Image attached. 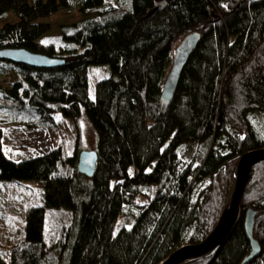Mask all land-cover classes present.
Here are the masks:
<instances>
[{
  "label": "trees",
  "instance_id": "trees-1",
  "mask_svg": "<svg viewBox=\"0 0 264 264\" xmlns=\"http://www.w3.org/2000/svg\"><path fill=\"white\" fill-rule=\"evenodd\" d=\"M158 1L0 0V21L11 12L18 17L0 27V49L25 47L66 60L54 68L0 60V75L17 76L10 88L0 86V120L55 129L59 114L85 115L99 154L93 177L78 170L80 139L72 155L59 145L15 160L5 153L0 127V179L44 184V202L27 211L19 241L13 229L22 218L0 195V264H159L190 231V242L198 243L213 230L234 188L238 158L264 147L249 119L264 112V0H166L152 14ZM65 9L86 17L45 36L50 24L39 20ZM211 13L221 21L205 32L165 105L172 40ZM102 63L111 76L91 96L88 67ZM210 140L201 166L181 156L182 148ZM204 178L209 183L195 196L194 181ZM249 209L257 211L254 237L262 250L247 264H264V162L252 169L242 217L222 246L186 264H242L251 252ZM121 217L132 222L116 229Z\"/></svg>",
  "mask_w": 264,
  "mask_h": 264
},
{
  "label": "rangeland",
  "instance_id": "rangeland-1",
  "mask_svg": "<svg viewBox=\"0 0 264 264\" xmlns=\"http://www.w3.org/2000/svg\"><path fill=\"white\" fill-rule=\"evenodd\" d=\"M105 5L106 6L116 5V2L115 0H106ZM85 17L86 16L79 10L70 11L65 9L49 17L41 18L39 21L50 24V30L45 34V36H56L61 34L60 27L62 25L74 24ZM218 20H219V16L212 14L205 23L198 25L195 28V30L204 31L206 28L216 23ZM16 21H18V17L13 12H11L7 18L0 21V27L6 23H14ZM182 38L183 37H178L172 40L171 46L173 52H175L176 48L180 45ZM142 47L144 49H149L150 44H146ZM173 60H174V53H173L172 63ZM88 73H89V93L91 96H94L97 82L100 79L111 76V67L109 64H105V63L93 64L89 67ZM16 80H17V76L14 75L13 73H9L8 75L5 76L0 75V86L10 88ZM139 98H138V105L141 107V101L139 100ZM249 119L251 126L255 131L256 135L259 138H261V140L264 142V112L262 111L251 112L249 114ZM58 122H59V127L55 129H51L45 127H26L12 122H7L5 120H0V127L4 130L6 155L15 160H22L25 158L39 155L40 153L46 152L59 145H63L66 148L67 152L70 155H72L74 154L78 139H80L81 149L83 150L97 149V145H98L97 131L85 115L78 118L77 120H74L71 118L63 117L62 115L59 114ZM212 142L213 140L208 141L207 143L200 145L198 149H196L195 144L186 146L182 148L181 156L188 161H191L195 157L196 164L198 166H201L203 164L207 152L210 150ZM234 176H235V169H234ZM208 183H209L208 178H204L202 181L195 180L193 184L195 196H198L200 191L203 188H205ZM0 190H1L0 195L2 197H5L7 203L8 204L12 203L15 206L14 208H11V211H13L17 217L22 218L20 223H16L13 229L15 233L13 241H19L22 238V235L25 231L27 211L29 210L30 207L42 205L44 202L43 200L44 184L41 180L38 179L23 180L20 182L6 181L0 179ZM241 217H242V211H241L240 219ZM131 222L132 219H125V217H121L116 226V229H119L122 225L129 226ZM191 234L192 231L187 233L182 244L191 243L190 242ZM163 260H165V258ZM161 263L162 261L159 264Z\"/></svg>",
  "mask_w": 264,
  "mask_h": 264
},
{
  "label": "water",
  "instance_id": "water-1",
  "mask_svg": "<svg viewBox=\"0 0 264 264\" xmlns=\"http://www.w3.org/2000/svg\"><path fill=\"white\" fill-rule=\"evenodd\" d=\"M166 0H160L152 10V14L162 9ZM203 33L194 31L182 39L174 52V60L164 81L162 100L170 104L177 92L183 72L190 57L199 45ZM0 59L27 64L38 68H52L64 63V60L46 54L31 52L24 48H4L0 50ZM99 154L97 150H83L79 154L78 170L80 173L93 177L96 171ZM264 162V148H257L242 154L235 166V187L230 195L223 212L213 230L198 243L182 244L172 251L161 264H186L205 256L213 255L232 232L241 216V200L248 184L253 167ZM222 167L220 168V170ZM257 211L249 209L245 216V229L251 242V252L242 264H247L261 253L260 242L254 237V220Z\"/></svg>",
  "mask_w": 264,
  "mask_h": 264
},
{
  "label": "bare ground",
  "instance_id": "bare-ground-1",
  "mask_svg": "<svg viewBox=\"0 0 264 264\" xmlns=\"http://www.w3.org/2000/svg\"><path fill=\"white\" fill-rule=\"evenodd\" d=\"M157 3H158V2H157ZM157 3H156V5H155V7L157 6ZM166 4H167V2H166ZM155 7H154V8H155ZM164 7H165V6H164ZM164 7H163V8H164ZM154 8H153V9H154ZM153 9H152V10H153ZM160 10H161V9H160ZM158 11H159V10H158ZM212 14H213V13H211V15H212ZM214 15H215V14H214ZM206 21H207V20H206ZM206 21H205V22H206ZM219 21H221V18H220V17H219V20H218L217 22H219ZM205 22H204V23H205ZM202 24H203V23H202ZM196 27H197V26H196ZM196 27L192 28L191 30H189V31L186 32L185 34H182V35H180V36H178V37H183V38H185L189 33L194 32V31H198V30H195ZM209 27H210V26H209ZM209 27L206 28L204 31H198V32L203 33V35H204L205 32L209 29ZM203 35H202V37H203ZM178 37H176V38H178ZM176 38H175V39H176ZM183 38H182V39H183ZM201 40H202V38H201ZM200 43H201V41H200ZM200 43H199V45H200ZM199 45H198V46H199ZM198 46H197V47H198ZM19 48H24V49H27V50H29V51H31V52H35V51H32V50H30V49H28V48H25V47H19ZM2 49H4V48H2ZM17 49H18V48H17ZM196 49H197V48H196ZM0 50H1V49H0ZM46 55H47V54H46ZM48 56H49V55H48ZM51 57H52V56H51ZM55 58H58V57H55ZM58 59L64 60V63L61 64V65H59V66H62V65L65 64L66 60H65L64 58H58ZM0 60H6V59H0ZM189 60H190V59H189ZM7 61H10V60H7ZM19 64H20V63H19ZM59 66H55V67H59ZM90 66H91V65H90ZM90 66H89V67H90ZM89 67H88V70H89ZM49 68H50V67H49ZM52 68H54V67H52ZM88 80H89V73H88ZM163 85H164V83H163ZM162 90H163V86H162ZM177 90H178V89H177ZM175 95H176V94H175ZM161 101H162L165 105H169V104H166V103L162 100V92H161ZM210 141H211V140H210ZM206 143H207V142H206ZM213 145H214V141L212 142V145H211L210 149L212 148ZM261 148H264V147H261ZM253 150H254V149H253ZM209 151H210V150H209ZM209 151L207 152V154H206V156H205V158H204V161H205V159L207 158ZM250 151H252V150H250ZM247 152H249V151H247ZM245 153H246V152H245ZM243 154H244V153H243ZM238 159H239V158H238ZM204 161H203V162H204ZM237 161H238V160H237ZM260 163H262V162H260ZM236 164H237V162H236ZM236 164H235V166H236ZM258 164H259V163H258ZM258 164H256V165H258ZM256 165H255V166H256ZM255 166H254V167H255ZM254 167H253V168H254ZM235 178H236V177H235ZM164 261H165V260H162V263H163Z\"/></svg>",
  "mask_w": 264,
  "mask_h": 264
}]
</instances>
